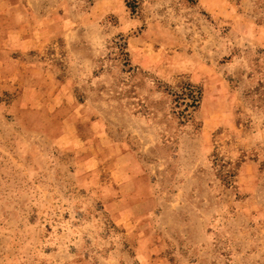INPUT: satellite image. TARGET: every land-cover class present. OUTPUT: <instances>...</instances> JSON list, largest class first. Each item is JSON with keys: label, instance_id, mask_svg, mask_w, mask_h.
I'll return each mask as SVG.
<instances>
[{"label": "rangeland", "instance_id": "rangeland-1", "mask_svg": "<svg viewBox=\"0 0 264 264\" xmlns=\"http://www.w3.org/2000/svg\"><path fill=\"white\" fill-rule=\"evenodd\" d=\"M0 264H264V0H0Z\"/></svg>", "mask_w": 264, "mask_h": 264}, {"label": "trees", "instance_id": "trees-1", "mask_svg": "<svg viewBox=\"0 0 264 264\" xmlns=\"http://www.w3.org/2000/svg\"><path fill=\"white\" fill-rule=\"evenodd\" d=\"M137 1H135V4L137 5L136 3ZM131 7V6H130ZM192 87V86H191ZM189 96V102L186 103V96L184 97H181V96H177V102H179V104L181 105H185V111L188 110V108L191 106V107H194L197 105L198 103V93L196 91H194V87L191 88L190 90V94L188 95Z\"/></svg>", "mask_w": 264, "mask_h": 264}, {"label": "crops", "instance_id": "crops-1", "mask_svg": "<svg viewBox=\"0 0 264 264\" xmlns=\"http://www.w3.org/2000/svg\"><path fill=\"white\" fill-rule=\"evenodd\" d=\"M211 6V5H210Z\"/></svg>", "mask_w": 264, "mask_h": 264}]
</instances>
